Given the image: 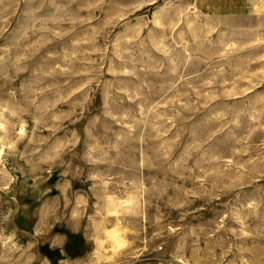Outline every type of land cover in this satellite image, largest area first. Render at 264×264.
<instances>
[{"label": "rangeland", "instance_id": "374dc122", "mask_svg": "<svg viewBox=\"0 0 264 264\" xmlns=\"http://www.w3.org/2000/svg\"><path fill=\"white\" fill-rule=\"evenodd\" d=\"M100 223L112 264H264L249 0H0V264H92Z\"/></svg>", "mask_w": 264, "mask_h": 264}, {"label": "clouds", "instance_id": "9594fccd", "mask_svg": "<svg viewBox=\"0 0 264 264\" xmlns=\"http://www.w3.org/2000/svg\"><path fill=\"white\" fill-rule=\"evenodd\" d=\"M249 10L254 15H264V0H249ZM8 147L11 148L12 145ZM138 207L139 196L136 192L106 197V211L109 216L133 213ZM92 242L94 245L91 253L92 264H112L114 258L130 244L127 230L120 224L108 227L103 223L96 226Z\"/></svg>", "mask_w": 264, "mask_h": 264}]
</instances>
